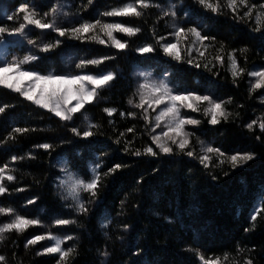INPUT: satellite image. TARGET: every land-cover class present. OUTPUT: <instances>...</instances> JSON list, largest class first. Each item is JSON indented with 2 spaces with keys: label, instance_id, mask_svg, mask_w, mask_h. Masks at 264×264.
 I'll return each mask as SVG.
<instances>
[{
  "label": "trees",
  "instance_id": "obj_1",
  "mask_svg": "<svg viewBox=\"0 0 264 264\" xmlns=\"http://www.w3.org/2000/svg\"><path fill=\"white\" fill-rule=\"evenodd\" d=\"M22 2L25 0H0V23L13 26V22L6 20V15H13ZM56 2L63 6V12L68 13L67 16L58 14V24L68 25L80 19L75 13L82 0H35L38 10L41 11H47L49 5ZM173 2L179 3V0ZM120 3L121 0H96L94 7L81 15L88 19L94 15L96 8L102 11L107 6H119ZM184 3L190 5L192 0H184ZM192 11L193 20L206 22L208 29L217 35L218 40H223L229 47L249 48V52L245 54L248 62L243 65L241 61V66L253 69L254 66L264 65V52L259 51V33L250 35V24L234 22L227 13L210 18L212 14L201 13L195 5L192 6ZM157 14V10L151 8L143 21L132 19L133 25L143 26V33L133 38L125 36V39L130 40L129 48L121 52L116 60L90 66L88 69L94 72L115 69L119 73V78L111 82L112 86L103 93L106 99L88 113L91 123L103 125V136L87 140L74 138L66 127L56 122L58 118L51 117L50 114L42 115L44 110H39L27 102L21 103L22 98H18V94L0 88V104L16 105L0 116V134H6L10 124L38 129L18 137L15 145L0 148V162H7L12 154L31 152V155L35 156L34 160H25L16 173L19 186L27 190L8 197L4 206L10 204L20 210L22 215L40 218L48 226L47 230L60 238H63L64 234L78 236V255L74 261L70 259L69 264H99L97 249L105 247L112 253L111 264H201L197 253L203 254L206 259L219 258L221 264H243L249 257L253 259V264H264V214L257 217L254 229L249 219L253 206L257 204V198L264 195V145L257 142L253 138L254 133L245 127L252 119L264 115V104L260 102V94L264 89L249 93V81L252 78L246 75L238 78V86L233 84L227 58L223 67L217 63V67L213 69V72H219L217 76L203 68L170 62L162 53L141 56L133 52V48L151 42L150 29ZM16 15L19 22L21 16ZM104 19L109 22L114 19L118 22L122 18ZM163 25L164 21L161 20L158 35L170 31ZM114 35L119 39L123 34ZM54 37L55 33L48 31L41 34L39 29L29 33V38L37 40L38 43L50 42ZM116 51L110 46L69 41L68 47L52 53L44 65L59 69L65 67L64 62L68 55L99 57L115 54ZM27 54L23 43L14 42L13 45L9 44L6 57L11 59L16 56L22 59ZM181 55H184L183 51ZM214 55L215 51L212 49L205 53L208 60H212ZM137 72H151L152 78L157 80L167 72L170 74V87L194 89L198 94H211L224 100L231 97L233 103L227 106V111L232 112L233 116L229 118L228 123L222 122L213 127L200 112L184 110L189 111L193 118L202 121L198 127L188 126V130L194 131L195 136L207 144L219 147L226 156L235 151L247 150L254 152L256 158L233 170L226 157L221 158L224 160L221 164L213 154L211 167L204 170L198 161L187 157L150 161L147 157L141 159L130 156L122 149L114 150L120 146L113 143V125L107 123L106 114L102 113L101 109L116 107L118 111L133 110L127 100L133 97L136 90ZM139 79L143 82V77ZM134 102H138V98ZM237 105L244 107L239 108ZM236 113H239V118H236ZM110 119L115 121V127L119 131H123L132 123H135L138 129L143 128L141 120L121 119L118 114ZM76 124L80 128L86 127L82 119L76 121ZM62 140L71 142L61 143ZM44 142L53 143V149L34 148V145ZM146 142V136L143 140L137 139L134 147L139 148ZM105 153L108 154L104 155ZM121 161L130 166L118 170L116 174L104 180L106 187L101 189L98 202L100 208L97 204L87 205L90 211L86 217L63 215L72 210L70 206L75 202L71 198L67 201L63 199L65 192L59 187L61 180H67L69 174L77 179H86L91 177V169L96 167L97 163L102 164L106 170L113 163ZM153 168H159V172L153 174ZM63 169L66 171H62ZM225 172L229 174L224 175ZM209 173L216 175L217 179H211ZM141 176L144 183L135 185V181ZM33 196H38L39 199L34 205H27L26 199ZM85 196V193H81V202L87 204ZM122 200L125 214L116 216L121 211ZM137 203L141 205L139 210L135 208ZM21 205H25L27 210L21 209ZM101 209L107 210V219ZM58 216L77 219V224H82L83 227L70 225L60 226L58 229L53 219ZM110 219L113 224L108 229H101L100 224H106ZM117 221H127L133 225L123 241L117 239ZM245 228L250 230L245 232ZM45 231L44 227H30L23 235L17 237L19 246L14 251L21 264H55L51 256L35 255V251L48 241L38 243L27 253L23 248L25 236L29 233L42 234ZM104 231H108L111 240L104 236ZM70 244L71 241H66L62 246ZM137 245H140L143 251L139 257H134L132 253L138 251ZM238 247L244 251L238 253ZM250 249L254 250L250 252ZM12 250L11 244L7 247L0 245V251L8 253L9 256Z\"/></svg>",
  "mask_w": 264,
  "mask_h": 264
},
{
  "label": "snow or ice",
  "instance_id": "obj_2",
  "mask_svg": "<svg viewBox=\"0 0 264 264\" xmlns=\"http://www.w3.org/2000/svg\"><path fill=\"white\" fill-rule=\"evenodd\" d=\"M95 4L96 0H82L75 13L80 19L75 23L61 25L57 23L58 14L67 16L68 13L63 12V6L59 2L50 4L47 11H41L38 10L35 0H25L18 5L13 15H6V20L13 22V26L0 23V45L23 43L28 51L22 59L12 56L11 59L5 57L0 62V88L18 94V98H22L21 103L27 102L39 110H44L42 115L50 114L51 117L58 118L56 122L66 127L74 138L87 140L105 135L102 131L103 125L91 123L88 113L93 108L99 107L106 99L103 93L112 86L111 82L119 78V73L115 69L98 72L88 69L90 66H99L105 62L114 61L121 52L128 50L130 40L124 37L133 38L144 31L142 25H133L131 20L143 21L151 8H155L158 13L150 29L151 42H145L133 48V52L141 56L162 53L169 58L170 62L176 61L197 69L203 68L217 76L219 72H213V69L217 67V63L223 67L227 58L233 84L238 86V78L246 75L252 78L249 81V93L264 89V65L254 66L253 69L241 66V61L243 65L248 62L245 54L249 52V48L229 47L223 40H218L217 35L208 29L206 22L193 20L192 11V6L195 5L201 13L212 14L210 18L227 13L234 22L250 24V35L259 33L261 41L259 51L264 52V2L261 0H192L190 5H185L184 0H179V3L173 0H121L119 6H107L102 11L96 8L93 16L84 19L81 13L93 8ZM16 14L21 16L19 22H17ZM104 18L122 19L118 22L114 19L109 22ZM161 20L164 21V28L170 31L158 35ZM36 29L41 30V34H46L48 31L55 33V37L50 42L38 43L37 40L29 38V33ZM114 33L123 35L118 39ZM69 41L110 46L117 51L115 54H104L99 57L68 55L63 68L45 66V60L57 50L68 47ZM210 49L215 51L212 60H208L205 56ZM169 75L165 72L163 77L157 80L152 78L151 72H137L136 90L133 97L127 100V104L133 110L118 111L116 107L101 109L102 113L106 114L107 123L113 125L115 136L114 139L112 137L109 139H113V143L120 146L114 150L122 149L130 156L141 159L147 157L150 161L178 156L187 157L198 161L203 165L204 170L211 167L213 154L221 164L224 162L221 158L226 157L233 170L256 158L254 152L247 150L235 151L226 156V153L219 147L207 144L195 136L194 131L188 130V126L195 128L202 123L200 119L193 118L190 112H200L207 123L213 127L222 122L228 123L229 118L233 116L232 112L227 111V106L233 103L231 97L224 100L215 98L211 94H198L194 89L170 87ZM141 77H143V82H140ZM24 81H27V84L22 86ZM260 97V102L264 104V92L260 94ZM137 98L138 102H134ZM14 107H16L14 104H0V116ZM237 107L243 108L244 105H237ZM184 110H190V112ZM115 114H118L121 119L141 120L143 128L138 129L136 124L132 123L123 131H119L115 127V121L110 119ZM236 118H239V113H236ZM81 119L86 123L84 128L76 124V121ZM245 127L254 133L253 138L257 142L264 145V115L252 119L251 122L245 124ZM36 131H38L37 128L10 124L6 134H0V148L11 147L18 142V137ZM145 136L147 142L139 148L134 147L137 139L143 140ZM68 142L71 141H61V143ZM53 147L54 144L48 142L34 145V148L44 150H50ZM27 159L34 160L35 156L31 155V152L12 154L7 162H0V245L7 247L11 244L13 248L11 256L0 251V264H21L14 249L19 246L17 237L23 235L30 227H44L46 231L42 234L29 233L24 237L25 253L38 243L48 241L35 251V255L51 256L55 264H69L70 259L74 261L75 256L78 255L76 247L78 236L64 234L63 238H60L47 230L48 226L40 218H29L22 215L20 210L10 204L4 206V201L8 197L27 190L19 186V178L16 174L19 166ZM129 166L127 162L121 161L113 163L104 170L103 165L97 163L96 167L91 169V177L86 179H77L69 174L67 180L60 181L59 187L64 189L63 199L67 201L71 198L75 204L70 206L72 209L70 212L63 215L71 217L75 214L77 217H86L90 211L87 205L97 204L100 208L98 202L101 189L106 187L104 180L116 174L118 170ZM152 172L153 174L158 173L159 168H153ZM228 174V172L224 173V175ZM209 175L211 179H217L216 175L212 173ZM143 183L142 176L135 181L137 186ZM81 193L86 194L84 199L87 200V204L81 202ZM38 199V196L29 197L26 199V204L34 205ZM123 205L122 200L121 211L116 216L125 214ZM140 206L137 203L136 210H139ZM21 209L27 210L25 205H21ZM101 212L107 219V210L101 209ZM262 214H264V195L257 198V204L253 206L249 216L252 229L255 228L257 217ZM53 219L58 229L60 226L70 225L83 227L82 224H77V219L62 218V216ZM112 224L113 220L110 219L106 224L101 223L100 228L108 229ZM115 228L119 232L117 239L123 241L133 225L127 221H117ZM249 230V228L244 229L245 232ZM103 234L107 239H112L108 231H104ZM66 241H71L72 244L62 246ZM137 248L138 251L132 253L134 257H139L143 251L140 245H137ZM236 251L239 253L244 249L238 247ZM111 255L107 247L97 249L99 264H111ZM197 255L201 264H221L219 258L206 259L203 254L197 253ZM243 264H253V259L249 257L244 260Z\"/></svg>",
  "mask_w": 264,
  "mask_h": 264
},
{
  "label": "rangeland",
  "instance_id": "obj_3",
  "mask_svg": "<svg viewBox=\"0 0 264 264\" xmlns=\"http://www.w3.org/2000/svg\"><path fill=\"white\" fill-rule=\"evenodd\" d=\"M11 44H13V43H11ZM8 45L7 46L0 45V62H2L5 59V57H6L5 55H6L7 51H8ZM25 84H27V81H24L22 83V86H24Z\"/></svg>",
  "mask_w": 264,
  "mask_h": 264
}]
</instances>
